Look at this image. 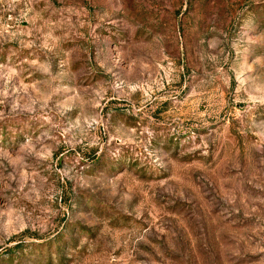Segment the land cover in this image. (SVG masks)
<instances>
[{
    "label": "rangeland",
    "instance_id": "rangeland-1",
    "mask_svg": "<svg viewBox=\"0 0 264 264\" xmlns=\"http://www.w3.org/2000/svg\"><path fill=\"white\" fill-rule=\"evenodd\" d=\"M0 264H264V0H0Z\"/></svg>",
    "mask_w": 264,
    "mask_h": 264
}]
</instances>
